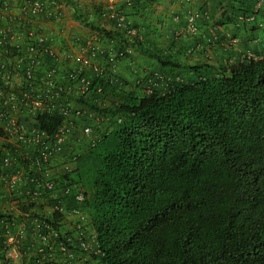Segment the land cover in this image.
Wrapping results in <instances>:
<instances>
[{
    "label": "trees",
    "instance_id": "obj_1",
    "mask_svg": "<svg viewBox=\"0 0 264 264\" xmlns=\"http://www.w3.org/2000/svg\"><path fill=\"white\" fill-rule=\"evenodd\" d=\"M74 18L102 29L81 10ZM109 34L177 65L136 37ZM222 68L175 74L182 81L149 94L104 83L111 106L89 104L108 116L73 177L95 234L92 264H264V57ZM3 250L0 225V264H11Z\"/></svg>",
    "mask_w": 264,
    "mask_h": 264
},
{
    "label": "built area",
    "instance_id": "obj_2",
    "mask_svg": "<svg viewBox=\"0 0 264 264\" xmlns=\"http://www.w3.org/2000/svg\"><path fill=\"white\" fill-rule=\"evenodd\" d=\"M121 1L132 6L134 0ZM118 3L105 0L101 13L112 25L83 33L53 25L64 15L60 0H0V225L11 264H92L98 252L81 207L86 194L73 177L79 156L108 121L89 104L110 107L104 83L126 85L118 66L132 46L109 32L138 33ZM262 6L264 0H256L255 10ZM199 19L209 20V11H186V34L198 32ZM240 19L252 20L254 13ZM248 58L249 52L226 63ZM173 81L182 78L148 69L133 86L149 94Z\"/></svg>",
    "mask_w": 264,
    "mask_h": 264
},
{
    "label": "crops",
    "instance_id": "obj_3",
    "mask_svg": "<svg viewBox=\"0 0 264 264\" xmlns=\"http://www.w3.org/2000/svg\"><path fill=\"white\" fill-rule=\"evenodd\" d=\"M83 2L84 5H78L77 8L65 7V17L53 25H70L69 29L76 32L78 25H84L74 18L76 9L98 25H111V20L101 17L105 0ZM255 3L256 0H134L132 6H127L119 0V8L137 27L138 38L143 46L177 63L176 66H162L153 57L132 46L129 57L119 62L120 76L129 79L136 64L138 67L153 68L170 75L180 74L191 79L197 75L219 74L229 57L237 58L247 52L253 58L264 57V6L256 11ZM200 9H207L210 19H199L198 32L186 34V11ZM252 13L254 19H240V16ZM75 184L82 188L79 183Z\"/></svg>",
    "mask_w": 264,
    "mask_h": 264
},
{
    "label": "rangeland",
    "instance_id": "obj_4",
    "mask_svg": "<svg viewBox=\"0 0 264 264\" xmlns=\"http://www.w3.org/2000/svg\"><path fill=\"white\" fill-rule=\"evenodd\" d=\"M61 2H62V4L64 5V9H65V7H67V6H71V7H73L72 5H70V4H68L67 2H66V0H60ZM83 1H86V0H81V1H79L78 3H77V5H84V3L85 2H83ZM74 8V7H73ZM63 16L65 17V15H66V10L63 12ZM63 17V18H64ZM103 19H108V18H106L105 16H101ZM108 20H111V19H108ZM111 23H112V21H111ZM67 27H70V25H67ZM134 27H135V25H134ZM78 30H77V32H85L89 27L88 26H86V25H78ZM136 29H137V27H135ZM137 33H138V30H137ZM137 36H138V34H137ZM130 55V54H129ZM129 55L126 57V58H128L129 57ZM164 57V56H163ZM126 58H124V59H126ZM155 63V62H154ZM131 64H133V61H132V63ZM135 66H134V71L133 70H131V75H130V78L129 79H127L126 81V84H127V86L125 87L127 90H130V89H132V88H134V86H133V82H134V78H135V76L137 75V74H141V73H143L145 70H148V68H146V67H141V66H136V64H134ZM151 70H154L153 68L151 69ZM159 72H161V71H159ZM118 73H119V70H118ZM161 73H164L163 71L161 72ZM120 74V73H119ZM165 74H167V73H165ZM167 75H169V76H174L175 74H172V75H170V74H167ZM184 77V79H186L185 78V76H183ZM125 79V78H124Z\"/></svg>",
    "mask_w": 264,
    "mask_h": 264
}]
</instances>
